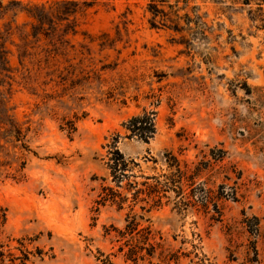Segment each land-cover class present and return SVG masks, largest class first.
Returning <instances> with one entry per match:
<instances>
[{
    "label": "rangeland",
    "instance_id": "1",
    "mask_svg": "<svg viewBox=\"0 0 264 264\" xmlns=\"http://www.w3.org/2000/svg\"><path fill=\"white\" fill-rule=\"evenodd\" d=\"M148 3L0 0V264H264V4Z\"/></svg>",
    "mask_w": 264,
    "mask_h": 264
},
{
    "label": "trees",
    "instance_id": "2",
    "mask_svg": "<svg viewBox=\"0 0 264 264\" xmlns=\"http://www.w3.org/2000/svg\"><path fill=\"white\" fill-rule=\"evenodd\" d=\"M196 1H206V0H149L148 3V12L151 15V27L158 29L159 27L167 28L169 30L174 31L177 34L182 35L184 38V33L191 34L193 27H191L192 23L201 22V16L198 15L197 7H193L191 12L189 11V6L191 2ZM262 4H264V0H261ZM56 10H64L63 14H65V18L61 19L62 21H68L71 16L76 15L81 7L78 3L74 2H57L55 4ZM90 4L88 2L83 3V7L87 8ZM71 7V8H70ZM193 13V14H191ZM48 13L45 11L44 7H34L31 12L32 18H34L38 22V26L34 28H41L46 22H50ZM71 31L75 34L76 31ZM1 39V37H0ZM7 53L0 46V61L4 62V66L7 67ZM3 71H9L7 68L3 69ZM140 118H133L129 121V129L132 132H136L137 124L140 122ZM147 124L154 130V123L151 118L146 119Z\"/></svg>",
    "mask_w": 264,
    "mask_h": 264
}]
</instances>
